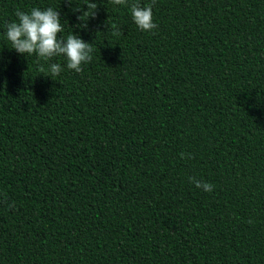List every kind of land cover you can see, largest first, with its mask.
Instances as JSON below:
<instances>
[{"label":"trees","instance_id":"obj_1","mask_svg":"<svg viewBox=\"0 0 264 264\" xmlns=\"http://www.w3.org/2000/svg\"><path fill=\"white\" fill-rule=\"evenodd\" d=\"M85 2L0 0V264H264V0ZM34 7L83 71L11 49Z\"/></svg>","mask_w":264,"mask_h":264},{"label":"clouds","instance_id":"obj_2","mask_svg":"<svg viewBox=\"0 0 264 264\" xmlns=\"http://www.w3.org/2000/svg\"><path fill=\"white\" fill-rule=\"evenodd\" d=\"M65 2L71 5L73 0H65ZM155 2L156 0H152V4L141 5L138 0H134L130 5L132 19L142 31L150 32L158 27L153 21ZM111 3L128 6L129 0H111ZM83 5H87V11H84L81 5H76L74 10L81 11L82 16L79 19L87 21L89 17L95 16L98 5L91 0H86ZM15 16L16 20L7 23L6 38L11 44V49L17 53L26 56L35 54L44 60L64 56L67 60V68L77 73L83 71V64L92 60L94 49L91 43L85 42L73 32L66 38L59 36L64 31V27L60 13L52 7L45 9L34 7L29 12L17 10ZM80 27H87V25L85 23ZM41 71H45L43 67ZM61 71L60 64L52 63L48 69L49 77L59 75ZM181 157H184L183 153ZM189 181L195 187L207 192H211L214 187L210 182H201L195 177H189Z\"/></svg>","mask_w":264,"mask_h":264}]
</instances>
